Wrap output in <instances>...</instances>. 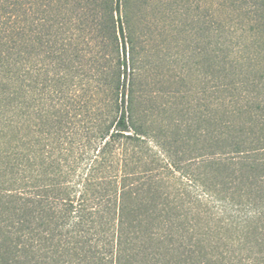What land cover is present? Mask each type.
Masks as SVG:
<instances>
[{"label":"trees","instance_id":"1","mask_svg":"<svg viewBox=\"0 0 264 264\" xmlns=\"http://www.w3.org/2000/svg\"><path fill=\"white\" fill-rule=\"evenodd\" d=\"M182 12L0 0V264H264V0Z\"/></svg>","mask_w":264,"mask_h":264},{"label":"rangeland","instance_id":"2","mask_svg":"<svg viewBox=\"0 0 264 264\" xmlns=\"http://www.w3.org/2000/svg\"><path fill=\"white\" fill-rule=\"evenodd\" d=\"M131 2V14H132V24L134 26L135 31L142 32L144 35V40L141 44L140 50H143V52L148 53L151 55V58L156 60L158 57H156V51L157 49L155 48V42H160L159 44L163 45L162 51H158L157 53L163 55L166 54V56H174L177 57L180 54V51L177 52V49L179 47H175V43H172V39L178 38L179 40L183 38H187L186 34H183L182 32H179L178 29H174L171 31V35H165L163 32V28H156L153 24L156 23V26L158 24V27L160 25L164 24L166 22L165 20L169 21H174L177 24H180L182 18H184V14L182 9L184 7H189L194 6V4H198L199 11L200 12H205L209 6H210V0H130ZM144 2V4H143ZM185 5V6H184ZM184 6V7H183ZM191 10V9H190ZM122 15V11L120 12ZM218 15H222L221 12L217 13ZM181 18V19H180ZM150 28L148 29V24L146 26V23H148ZM184 22V20H182ZM145 24V25H144ZM169 24V23H165ZM146 26V27H145ZM167 28H169V25H167ZM153 32L152 34H148V32ZM161 32V34H159ZM143 47V48H142ZM145 48V50H144ZM182 46L180 47V49ZM153 55V56H152ZM127 56V55H126ZM83 61H87V58H84ZM159 60H157L158 62ZM178 61V58H177ZM179 62V61H178ZM181 62L175 64V67L173 68L174 71L170 70V74L168 72V77L170 78L171 85L173 87H182L183 86V81L179 77L181 72L179 71V65ZM164 67L160 68L163 72ZM165 73V71H164ZM52 74V71L50 70L48 72V75L50 76ZM184 76V73L182 74ZM193 75H189L185 77V82L187 84H191L193 82L192 79Z\"/></svg>","mask_w":264,"mask_h":264}]
</instances>
